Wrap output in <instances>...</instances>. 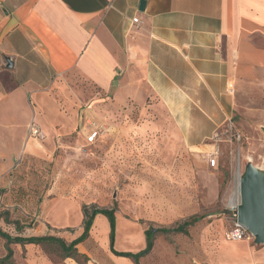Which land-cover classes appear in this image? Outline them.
<instances>
[{"label":"crops","instance_id":"obj_1","mask_svg":"<svg viewBox=\"0 0 264 264\" xmlns=\"http://www.w3.org/2000/svg\"><path fill=\"white\" fill-rule=\"evenodd\" d=\"M74 80L150 98L182 144L204 145L264 87V0H0V173L77 131L57 93ZM262 263L264 244L224 240L210 264Z\"/></svg>","mask_w":264,"mask_h":264},{"label":"rangeland","instance_id":"obj_2","mask_svg":"<svg viewBox=\"0 0 264 264\" xmlns=\"http://www.w3.org/2000/svg\"><path fill=\"white\" fill-rule=\"evenodd\" d=\"M57 93L61 110L76 116L77 131L50 147L46 158L24 156L0 173L2 231L69 243L82 233L83 205L115 207L114 250L136 253L145 247V230L172 228L196 216L185 235L154 232L153 248L138 264H210L220 244L230 241L232 207L240 201V194L234 196L236 175L241 180L249 168L264 169V87L237 97V111L224 129L196 148L182 144L150 98L118 104L111 93L80 80ZM83 126L84 134L92 127L98 131L94 143H86ZM108 234L107 220L98 215L88 239L77 246L86 263L41 244L11 245V264H134L110 252ZM5 255L0 238V260Z\"/></svg>","mask_w":264,"mask_h":264},{"label":"trees","instance_id":"obj_3","mask_svg":"<svg viewBox=\"0 0 264 264\" xmlns=\"http://www.w3.org/2000/svg\"><path fill=\"white\" fill-rule=\"evenodd\" d=\"M116 208L112 207L110 209H99L96 206H82V215H83V222H82V233L72 240L71 242L67 243L62 239L50 237V236H41V237H20L15 236L12 237L11 235L7 234L6 232L2 231L0 228V238L4 240L6 246V255L3 259L0 260V264H11V259L13 256L12 249L10 248L11 245H41V244H51L58 247L60 252L62 253L64 258L73 259L76 262H79V259H82V263H86L88 261L87 257L83 254H80L77 250V246L83 244L89 237V233L91 231L93 222L95 217L98 215L103 216L108 223L109 227V250L110 252L121 258H128L131 259L134 264L139 263V259L149 254L153 248V238L154 232L155 233H162V234H187L186 228L195 224L199 217L192 216L188 220L183 221L180 224L172 228H162L156 229L154 232L151 230L144 231L145 237V247L143 250L132 253V252H117L114 250V242H115V233H116ZM1 219V216H0ZM7 219L5 218L4 221Z\"/></svg>","mask_w":264,"mask_h":264},{"label":"water","instance_id":"obj_4","mask_svg":"<svg viewBox=\"0 0 264 264\" xmlns=\"http://www.w3.org/2000/svg\"><path fill=\"white\" fill-rule=\"evenodd\" d=\"M143 9L141 1L139 10ZM239 194L237 222L252 234L255 244H264V176L260 178L252 168L247 169L240 180Z\"/></svg>","mask_w":264,"mask_h":264},{"label":"built area","instance_id":"obj_5","mask_svg":"<svg viewBox=\"0 0 264 264\" xmlns=\"http://www.w3.org/2000/svg\"><path fill=\"white\" fill-rule=\"evenodd\" d=\"M133 23H137V19H132ZM28 132L31 138L42 140L44 138L43 133L33 124H31L28 128ZM98 136V131L96 128L92 127L90 135L87 137V141L89 143H93ZM239 202L232 207L233 214H232V227L231 230L228 232V240L230 241H252L254 242V237L252 234L243 226H241L236 219V211L238 208ZM264 264V263H262Z\"/></svg>","mask_w":264,"mask_h":264},{"label":"bare ground","instance_id":"obj_6","mask_svg":"<svg viewBox=\"0 0 264 264\" xmlns=\"http://www.w3.org/2000/svg\"><path fill=\"white\" fill-rule=\"evenodd\" d=\"M248 162H251L250 158L247 159ZM263 165V164H262ZM252 169L255 171V173L257 174L258 177L262 178L264 176V169H259V168H256L255 166L252 167ZM239 186H240V176L239 175H236V185H235V189H234V196H237L239 195ZM238 202L235 203V205L237 204ZM101 220L100 218H96V222L95 223H99ZM97 225V224H96ZM137 236H135V239H136ZM139 240V239H138ZM136 241V240H135ZM138 242V241H137ZM135 247V243L133 244ZM127 246V245H126ZM132 246V245H131ZM131 247V248H133Z\"/></svg>","mask_w":264,"mask_h":264}]
</instances>
